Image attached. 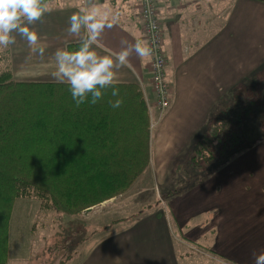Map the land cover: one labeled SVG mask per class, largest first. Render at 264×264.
Instances as JSON below:
<instances>
[{
    "label": "crops",
    "instance_id": "obj_1",
    "mask_svg": "<svg viewBox=\"0 0 264 264\" xmlns=\"http://www.w3.org/2000/svg\"><path fill=\"white\" fill-rule=\"evenodd\" d=\"M49 1V11L31 25L47 45L45 53L24 56L25 65L47 64L65 40L74 39L66 30L69 17L81 7H96L102 14L107 13L110 20L114 18V26L105 29L100 37L105 48L119 52L124 47L121 40L133 45L137 41L145 43L139 18L140 0H46L44 3ZM228 1L230 8L220 13L214 33L213 13H218ZM157 8L173 94L170 107L156 116L152 135L151 167L157 170L159 184L166 179L164 170L172 169L187 154L197 133L209 124L224 95L264 68V0H157ZM14 35L16 42L10 48L15 51L19 46H28L19 34ZM128 60V66L119 72L121 84L143 82L140 85L145 84L148 91L150 57L140 58L133 51ZM50 73L51 69L43 72L44 78L15 79L56 82ZM247 136L255 138L253 143H256L215 173L191 181L185 187L191 188L189 196H179L168 211L174 227L187 229L183 239L176 240L170 227L160 220L163 211L158 216L142 212L143 219L131 220L116 234L93 242L83 258L70 262V257L76 254L73 253L64 259V264H192L188 254L192 253L190 246L195 244L215 254L222 264H254L253 253L264 251V206L261 205L264 136L259 132ZM200 219L201 225H190ZM211 239L214 242L207 246ZM243 250L246 261H241Z\"/></svg>",
    "mask_w": 264,
    "mask_h": 264
},
{
    "label": "trees",
    "instance_id": "obj_2",
    "mask_svg": "<svg viewBox=\"0 0 264 264\" xmlns=\"http://www.w3.org/2000/svg\"><path fill=\"white\" fill-rule=\"evenodd\" d=\"M260 69L250 79L258 80ZM246 82L224 95L209 124L197 133L181 161L196 172L166 196L215 173L256 143L243 145L240 130L254 113V102L230 105V96L240 95ZM262 82H254L255 88L262 89ZM118 88L116 97L109 88L96 104L77 107L67 85L16 81L9 71L0 74V264L10 257L17 200L34 193L58 212L75 215L124 193L149 167L151 116L145 92L152 88L146 91L139 82ZM116 99L123 103L113 109L110 102ZM61 231L68 241L69 231ZM198 248L194 251L202 252Z\"/></svg>",
    "mask_w": 264,
    "mask_h": 264
},
{
    "label": "rangeland",
    "instance_id": "obj_3",
    "mask_svg": "<svg viewBox=\"0 0 264 264\" xmlns=\"http://www.w3.org/2000/svg\"><path fill=\"white\" fill-rule=\"evenodd\" d=\"M44 1L46 0H43V2ZM50 2L51 1L46 4L50 5ZM230 5V1L224 2L218 13H213L214 16H212L211 21L214 22V33L221 14L227 11ZM223 18L224 16L221 17V19ZM28 54H31L28 46H26V48L19 46L15 51L13 48H10V46L0 48V74L9 71L11 72L12 80H16L15 77H18L17 73L22 68H26L31 73L28 77L44 78L45 75H43V72H48L49 68H47L44 63L40 65H34V63H29L28 65L23 64L22 59L24 56L28 57ZM166 70L168 74V65ZM263 70L260 69L261 75L258 80L247 79L246 86H243L244 89L240 91L241 96L239 94H237L236 97L230 96V105H234L237 108H239L240 105L247 106L249 102H254V113H252L251 118L248 117L245 120L246 123L240 127L242 135H244V138L246 137L243 145H248L253 142L255 138L251 139L252 136H247L252 135L253 132H259L261 136H264V86L260 85L262 89L259 90L258 86L255 88L256 83H254L264 80ZM262 84H264V82H262ZM143 86L147 88L145 84ZM256 106L258 107L256 108ZM158 114L159 111L155 110L153 107V115H150L151 125L152 122L156 120ZM154 129L155 127H150L151 157ZM182 155L183 154H181V156ZM181 161H185L184 156H182L179 162ZM177 163H174L172 169L164 170L163 176H166V179L164 183L158 184L156 175L157 170L152 169V164L150 162L149 167L144 173L139 176L124 193L93 206L91 210L87 211L86 209L75 215L58 212L34 193L29 194L27 198L17 200L10 228V257L7 264H64V259L66 260V257L71 256L73 253L76 254L74 258L70 257V262L71 260H76L78 257L83 258L82 255L88 253L93 242H99L116 234V231L119 229L127 227L131 223V220L140 221L144 217V214H141L142 212L158 216V212L163 211L160 214V220L166 222L174 238L180 241L188 231L187 229L181 231L178 225L174 227L172 225L174 223H172L168 211L173 209L174 204H176L175 201L180 198L179 196L184 197L192 191L191 188H184L175 195L169 197L166 195L170 190H174L186 183L188 177L194 174L196 170L193 171L190 165L191 163ZM175 166L178 167V170L174 169ZM200 172H204V170ZM188 196L189 195L186 197ZM261 203L263 208V198ZM157 219H159V217H157ZM209 219H213L212 214ZM201 223L202 219L198 220V222H191L190 225L197 226L198 224L201 225ZM64 228L70 233L67 236L68 241H64L63 236L60 234V232H62L61 229L64 232ZM210 241L214 242V239L208 240L207 246L210 245ZM198 247L202 252L194 251L197 250V246L191 245L190 249L192 253H189V250H187L189 254L185 253L191 257L190 260L192 264H222V261L215 254H209V251L200 246V244ZM240 254L241 261H246V250H243Z\"/></svg>",
    "mask_w": 264,
    "mask_h": 264
},
{
    "label": "clouds",
    "instance_id": "obj_4",
    "mask_svg": "<svg viewBox=\"0 0 264 264\" xmlns=\"http://www.w3.org/2000/svg\"><path fill=\"white\" fill-rule=\"evenodd\" d=\"M48 11L43 0H0V48L15 44V33L27 41L33 55L43 56L47 45L31 25ZM113 26L114 18L110 20L99 8H79L69 17L66 30L74 39L65 40L45 65L57 83L67 85L77 107L84 103L96 104L109 88L112 96H118V85L123 82L119 72L128 66L131 53L134 51L140 58L152 55L147 43L140 41L133 45L121 40L124 47L119 52L105 48L100 42L101 34ZM30 74L26 68L17 73L20 78ZM122 103L121 99L110 102L113 109ZM253 257L254 264H264V251L254 252Z\"/></svg>",
    "mask_w": 264,
    "mask_h": 264
},
{
    "label": "built area",
    "instance_id": "obj_5",
    "mask_svg": "<svg viewBox=\"0 0 264 264\" xmlns=\"http://www.w3.org/2000/svg\"><path fill=\"white\" fill-rule=\"evenodd\" d=\"M139 4L143 38L152 50L149 66V85L152 89L151 93L145 92V97L151 116L153 115V107L162 115L170 107L173 96L166 70L168 63L164 31L159 17L157 0H140ZM142 83L140 82V84ZM154 126L155 121L152 122L151 128Z\"/></svg>",
    "mask_w": 264,
    "mask_h": 264
},
{
    "label": "water",
    "instance_id": "obj_6",
    "mask_svg": "<svg viewBox=\"0 0 264 264\" xmlns=\"http://www.w3.org/2000/svg\"><path fill=\"white\" fill-rule=\"evenodd\" d=\"M91 209H92V207H91V208H88L87 211H88V210H91Z\"/></svg>",
    "mask_w": 264,
    "mask_h": 264
}]
</instances>
